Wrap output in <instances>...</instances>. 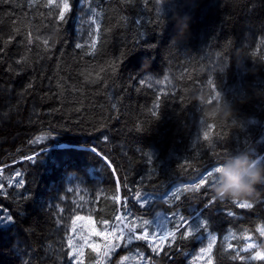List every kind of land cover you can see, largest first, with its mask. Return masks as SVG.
Masks as SVG:
<instances>
[{"label":"trees","instance_id":"obj_1","mask_svg":"<svg viewBox=\"0 0 264 264\" xmlns=\"http://www.w3.org/2000/svg\"><path fill=\"white\" fill-rule=\"evenodd\" d=\"M58 2L0 0V183L9 193L0 206L15 221L0 230V264H105L106 244H119L110 264L124 252L128 264H200L203 231L181 239V229L159 254L147 240L116 239L122 212L135 231L157 212L174 231L172 214L191 221L194 209L216 237L215 264H264L253 258L264 255V190L250 209L230 199L207 208L208 184L183 191L226 155L264 162V98L237 105L229 121L206 117L192 100L264 89V0H70L64 21ZM173 8L191 17L178 45ZM54 29L55 44L46 38ZM241 48L257 75L236 67ZM18 171L23 189L8 186ZM177 187L180 200L156 198ZM137 192L153 193L152 203ZM145 227L151 236L154 225ZM78 246L83 260L71 255Z\"/></svg>","mask_w":264,"mask_h":264},{"label":"clouds","instance_id":"obj_2","mask_svg":"<svg viewBox=\"0 0 264 264\" xmlns=\"http://www.w3.org/2000/svg\"><path fill=\"white\" fill-rule=\"evenodd\" d=\"M163 4L164 0H158ZM172 19L175 21L177 33L170 41L171 45H178L186 41L190 34L191 17L187 14L181 16L179 12L172 9ZM55 44L60 36L57 30H53L46 37ZM246 54L243 49H237L235 53V65L245 73L258 74V70L246 66ZM230 65V64H229ZM149 67L147 59L142 69ZM251 93V94H250ZM253 98H264V89L248 86V89H241L228 99L224 93L219 92L209 97L207 92L196 93L192 100L203 108L205 116L220 121L233 120L237 116V105L250 102ZM214 101V103H212ZM213 182L210 185L212 196L215 200H226L251 202L259 198L264 190V162L260 159H253L245 152L236 155H226L223 162L215 169Z\"/></svg>","mask_w":264,"mask_h":264},{"label":"snow or ice","instance_id":"obj_3","mask_svg":"<svg viewBox=\"0 0 264 264\" xmlns=\"http://www.w3.org/2000/svg\"><path fill=\"white\" fill-rule=\"evenodd\" d=\"M46 7L51 6L49 5H45ZM55 8L58 9V13L57 18L59 21H64L65 20V15L68 11H70L71 5H70V0H59L58 3L55 4ZM99 13L93 11V16H98ZM93 23H95V20L93 21ZM98 27V25H97ZM43 43L45 44L46 48H49L51 46L48 45V41L45 40L43 41ZM77 47H80V45H77ZM94 47V45H93ZM17 63H20V61H17ZM165 79H167V77H165ZM211 84V81L209 82ZM29 87H31V85H29ZM219 93V91L215 92V94ZM205 138H207V133H205ZM40 139V138H38ZM107 139V138H105ZM60 147H69L67 145H62ZM93 152H95L96 150L93 148L91 149ZM28 160H33L32 156L27 157ZM223 162V161H221ZM217 166H213V168L211 170H206L207 174L204 175L203 173H201L195 180L190 181L189 183H186L183 186V191L187 192V191H196L199 192L201 190L202 187H204L206 184H208L209 186L211 185V183H209L210 181H213V177L215 175V173L213 172V169H215ZM15 177H20V179H15ZM15 177L12 180L8 181V186L9 187H15L16 189H23L25 186V182L22 178V173L21 172H16L15 173ZM198 181V182H197ZM182 191L181 188L177 187L174 191L170 192V196L169 193H164L163 195H158L156 198L158 199H166V198H172L174 197L175 200H180V195H178V193H180ZM8 191L5 188V186L0 183V196H4L7 197L8 196ZM136 197L138 200H141V203L143 205H150L153 201V197L154 194L151 192H144L143 193V198L141 199V193L137 192L136 193ZM30 198V196H23L21 195V199H27ZM118 199V197H116ZM215 203V199L212 197L210 200L206 201V207L207 208H211V206ZM234 204H236L239 208H252L253 207V203L252 202H242V201H233ZM202 215L203 213L200 210L194 209L193 210V216L191 221H189L188 219H186L183 215H179L177 213H173L172 216L173 217H177L178 216V220L177 223L175 224V230L174 231H168V223H171V219L168 215H162L161 213L157 212L155 213V218L151 221L149 220H144L143 224L141 225V227L144 228L143 234L140 235H136L135 234V225H133L131 228L128 227L127 224H124L122 228L119 229V236L116 237L117 240L120 239H124L125 238V232L124 229H127L128 231V236H127V242H131L132 240H147L149 239V235H148V228L145 227L147 225H154L153 231H152V235H151V239L153 240H157L158 242L154 245H152L153 247V251L156 252L157 254L160 253L161 249V245L165 242H168L169 244H171L172 242L175 241L176 239V233L180 232L181 229H184V231L181 233L180 238L181 239H186L188 237H196L197 239H200V234L203 232L207 233V238H210V243L207 245V247L205 248H201L200 249V253L201 256L198 257V259H202L204 255L208 254L213 246V243L216 240V237L214 235H211L210 232H208V227H209V220L206 218L202 219ZM228 215H233L232 212H228ZM117 219L119 220L120 218L117 217ZM14 217L8 213V210L6 208H3V206H0V230H7L10 229L13 225H14ZM107 223V222H105ZM111 231L112 233H115L117 231V226L116 225H112L111 226ZM261 234L264 235V230H261ZM227 239V238H226ZM70 245H71V241H69ZM115 247H119V244L116 245H105V249L106 251L103 253L104 256H108L109 251H111L113 248ZM229 247H231V245H229ZM95 251V249H94ZM71 255H76L78 258V255L75 252V249H73V253ZM141 256H143V254H140ZM253 258H261L264 259V255H261L260 253H257L255 257ZM127 257H124L123 260H126Z\"/></svg>","mask_w":264,"mask_h":264},{"label":"rangeland","instance_id":"obj_4","mask_svg":"<svg viewBox=\"0 0 264 264\" xmlns=\"http://www.w3.org/2000/svg\"><path fill=\"white\" fill-rule=\"evenodd\" d=\"M117 232V231H116ZM116 232L115 233H112L111 232V237H110V240H112L113 238H115V234H116ZM117 236H119V233H117L116 234V237ZM125 236H128L127 234H126V232H125ZM119 241H121V239L119 240ZM155 241L156 240H151V241H149L151 244H154L155 243ZM210 243V240H208L207 241V245ZM80 244H81V242H80ZM207 245L205 246V247H207ZM82 246H78V252H77V254H79L78 255V258H80L81 260H83V252H82V248H81ZM204 247V248H205ZM117 247H115V248H113L111 251H109V254L108 255H113V251L116 249ZM214 252H215V248H214V243H213V246H212V249H211V251L208 253V254H206V255H204L203 256V258L200 260V264H215V261H214ZM121 255V256H120ZM119 255V263L120 264H128L129 263V261H131L130 259H131V257H132V255H127L126 253H123V255L122 254H120ZM130 256V257H129ZM196 256H201V253H200V251L197 253V255ZM102 257H103V255H102ZM107 257V256H106ZM121 257V258H120ZM124 257H127V259L126 260H123V258ZM129 257V258H128ZM106 261H110V257H107L106 258ZM82 264V263H81ZM115 264H118L117 262L115 263ZM133 264V263H132Z\"/></svg>","mask_w":264,"mask_h":264}]
</instances>
